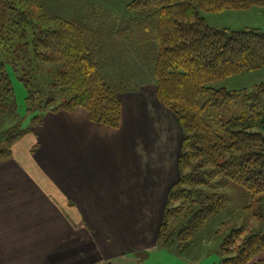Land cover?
I'll list each match as a JSON object with an SVG mask.
<instances>
[{
	"label": "rangeland",
	"instance_id": "obj_1",
	"mask_svg": "<svg viewBox=\"0 0 264 264\" xmlns=\"http://www.w3.org/2000/svg\"><path fill=\"white\" fill-rule=\"evenodd\" d=\"M27 1L20 0L19 4L31 12L28 20L59 16L100 30L107 53L104 73L116 78L117 82L129 83L135 90L120 94L122 110L117 126L92 120L86 107L65 105L70 93L64 92L59 84L55 85L56 74L62 70L60 63L49 62L37 55L32 45L29 51L20 39L25 33L23 36L17 34L13 40L0 37L3 39L0 41V60H19L15 54L17 50H26L30 55L25 65L16 70L12 65L7 66L14 92L11 107L6 109V104L0 107V149L7 146L12 135L20 134L10 144L9 156H13L17 148L27 150L30 160H37L40 167H51L53 163L57 181L66 152L77 150L78 143L84 144L87 172L91 176L95 172L98 179L111 185L102 190L97 201L100 205L83 207L69 198V202L59 208L76 217L73 225L79 228L85 225L86 230L96 234L103 250L118 248L115 262L228 264L222 261L237 255L249 236L264 232V193L253 194L232 179L216 178L211 184L197 189L211 198H224L225 205L194 232L190 228L193 191L177 195L172 193V186L185 175L190 174L193 178V165L182 162L187 160L182 157L188 153L183 147L184 138L193 136V123H189L190 130H187L157 97L153 74L155 43L152 41L140 48L138 39L128 41L118 37L117 32L130 19L126 8L130 0H47L41 6ZM201 15L216 27H251L264 31V7L219 13L201 11ZM24 30L22 27L21 31ZM11 51H14L13 55ZM37 51L44 52L40 48ZM45 54L48 58L47 51ZM24 68L37 80L33 88L21 80ZM261 83H264V67L211 82L209 86L251 92ZM30 90L36 96L33 110L28 99ZM214 99L213 90L202 95L203 101ZM249 110L248 102L242 98L222 110L209 107L203 116L219 130L223 122ZM90 150L95 152L89 154ZM224 156L220 161L225 160ZM162 225L165 228L158 241ZM237 229L242 230L238 240L228 242L224 247L228 251L223 254V244ZM70 247H73L72 243ZM263 254L264 248L244 264H264ZM59 256L60 252L52 255L54 263Z\"/></svg>",
	"mask_w": 264,
	"mask_h": 264
},
{
	"label": "trees",
	"instance_id": "obj_2",
	"mask_svg": "<svg viewBox=\"0 0 264 264\" xmlns=\"http://www.w3.org/2000/svg\"><path fill=\"white\" fill-rule=\"evenodd\" d=\"M45 1L27 2L41 6ZM19 3L20 0H0V37L13 40L17 34L23 36L25 33L20 39L29 51L32 45L37 55L61 64L55 85L59 84L64 92L70 93L65 105L84 106L90 111L92 120L117 126L122 110L120 94L135 88L104 73L107 53L101 31L59 16L28 20L31 12L21 8ZM254 7H264V0H130L126 6L130 19L117 32L124 40L138 39L140 48L146 43H155L153 74L157 97L187 130H190L189 123H193V136L184 138L183 143L188 153L182 157L187 159L182 162L193 165V178L185 175L172 186V193L177 195L193 191V216L189 225L193 232L225 205L224 198H211L198 191L200 186L227 177L253 194L264 193V83L251 92L209 86L211 82L264 67V31L251 27H216L201 15V11L219 13ZM42 24L44 27L39 28ZM28 27L31 30L26 32ZM38 48L44 52L38 53ZM6 49L11 50L10 47ZM46 51L48 58H45ZM11 53L13 55L14 51ZM15 54L19 60H0V107L6 104V109L12 105L14 92L7 66L12 65L16 70L30 57L26 50H17ZM24 73L21 80L33 88L37 80L26 68ZM212 90L215 99L203 101L202 95ZM35 97L30 90L28 99L32 110ZM242 98L248 102L249 112L226 120L219 130L205 120L203 113L209 107L222 110ZM19 136L15 134L7 140V146L0 149V159L8 158L10 144ZM222 156L225 160L220 161ZM164 228L162 225L158 241H161ZM241 232V229L234 230L227 237L223 254L228 251L225 245L237 241ZM263 248L264 232L255 233L245 240L237 255L222 262L244 264Z\"/></svg>",
	"mask_w": 264,
	"mask_h": 264
},
{
	"label": "crops",
	"instance_id": "obj_3",
	"mask_svg": "<svg viewBox=\"0 0 264 264\" xmlns=\"http://www.w3.org/2000/svg\"><path fill=\"white\" fill-rule=\"evenodd\" d=\"M77 148L66 152L57 181L54 164L38 166L27 150L0 159V264H119L118 248L103 250L96 234L73 225L76 217L59 208L69 198L83 207L100 205L102 190L111 185L89 175L87 150L81 143Z\"/></svg>",
	"mask_w": 264,
	"mask_h": 264
}]
</instances>
